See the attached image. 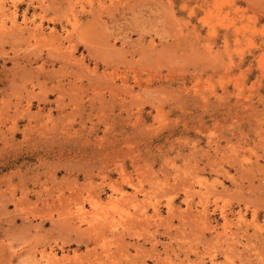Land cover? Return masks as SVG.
<instances>
[{
	"label": "rangeland",
	"instance_id": "374dc122",
	"mask_svg": "<svg viewBox=\"0 0 264 264\" xmlns=\"http://www.w3.org/2000/svg\"><path fill=\"white\" fill-rule=\"evenodd\" d=\"M0 264H264V0H0Z\"/></svg>",
	"mask_w": 264,
	"mask_h": 264
},
{
	"label": "bare ground",
	"instance_id": "6f19581e",
	"mask_svg": "<svg viewBox=\"0 0 264 264\" xmlns=\"http://www.w3.org/2000/svg\"><path fill=\"white\" fill-rule=\"evenodd\" d=\"M115 205V204H114ZM82 216V215H81Z\"/></svg>",
	"mask_w": 264,
	"mask_h": 264
}]
</instances>
